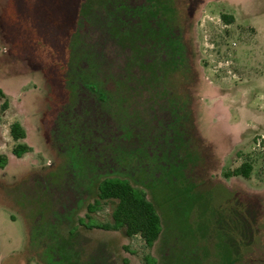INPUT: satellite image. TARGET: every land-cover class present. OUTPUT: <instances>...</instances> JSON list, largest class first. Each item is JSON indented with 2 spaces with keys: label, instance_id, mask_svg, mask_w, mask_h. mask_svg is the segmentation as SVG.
Masks as SVG:
<instances>
[{
  "label": "rangeland",
  "instance_id": "374dc122",
  "mask_svg": "<svg viewBox=\"0 0 264 264\" xmlns=\"http://www.w3.org/2000/svg\"><path fill=\"white\" fill-rule=\"evenodd\" d=\"M176 3L191 70L167 84L163 54L102 0H0V264H219L231 209L253 230L229 264H264V0ZM172 99L187 100L196 161L172 145ZM13 121L31 146L19 157ZM249 154V177L223 175ZM108 175L146 190L162 221L153 245L95 226L111 220L112 201L87 210Z\"/></svg>",
  "mask_w": 264,
  "mask_h": 264
},
{
  "label": "trees",
  "instance_id": "16d2710c",
  "mask_svg": "<svg viewBox=\"0 0 264 264\" xmlns=\"http://www.w3.org/2000/svg\"><path fill=\"white\" fill-rule=\"evenodd\" d=\"M102 4L106 10L107 18L114 25H117L116 27L126 24L130 33H132L131 29L137 32L136 36L139 40L138 47L147 53L151 52L150 48L156 47L154 51H157L158 55L163 54L165 62L163 67L161 66V79L165 80V83L168 84V80L175 76V72L180 73V75L183 73L186 76L189 75L191 68L188 63V56L177 33L179 29V11L176 0H143V2L137 5L127 4L126 0H102ZM220 15L225 23L234 20L231 14L221 12ZM132 19L135 24H127ZM82 84L94 91L97 90L96 84L86 79L82 81ZM167 91L171 93L173 98L175 91ZM0 97H4L1 104V109H4L8 102L1 88ZM186 104L187 100L185 99H180L179 101H175V99L171 100L173 115L170 125H172V128L174 126L179 128L173 133L172 139H175V141L172 145L175 150L183 148L184 160L188 159L189 162H191L189 160V154L193 152V162L197 160L198 155L193 149L190 152V144L185 140V136H187V125L183 120L188 118ZM179 111H181L183 117L177 114ZM9 132L15 141V144L11 148L13 154L19 157L31 149L29 144L22 141L26 135V131L18 121H13L10 124ZM262 148L264 150L263 139ZM262 159H264V151L262 152ZM7 162V156L0 153V168H3ZM170 166L177 172L181 171L178 166ZM253 166L254 160L249 154L239 165L224 170L223 175L225 177H249ZM107 200L113 203L111 220L109 222L95 223L96 227L104 229L123 228L127 236H139L147 246L153 245L159 238L162 231L161 217L153 202L147 197L146 190L143 187L133 184L130 180L122 176H104L100 178L97 184V198L93 203L87 204V210L91 211L100 201ZM231 214L232 216H227L226 214V218H223L222 215V220L220 219L222 222L219 223L220 228L222 227V233L225 235L224 243L228 244V248H223L225 259L221 260L219 264H229L233 258L238 256L243 257L244 253L240 250V246H246L249 243L253 230L248 222V216H244L243 213L234 214L232 213V209ZM250 214H253L252 217H254V213L251 212ZM254 219H256V216ZM146 259L149 263L153 260H150L147 256Z\"/></svg>",
  "mask_w": 264,
  "mask_h": 264
}]
</instances>
